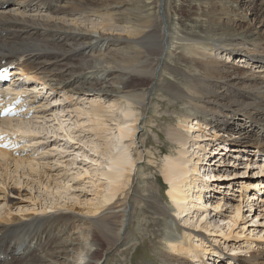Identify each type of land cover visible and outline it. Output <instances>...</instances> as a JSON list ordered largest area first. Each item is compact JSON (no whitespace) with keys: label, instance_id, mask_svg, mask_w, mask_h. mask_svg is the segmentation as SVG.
<instances>
[{"label":"bare ground","instance_id":"obj_1","mask_svg":"<svg viewBox=\"0 0 264 264\" xmlns=\"http://www.w3.org/2000/svg\"><path fill=\"white\" fill-rule=\"evenodd\" d=\"M165 1L0 0V68L14 66L17 70L12 72L20 75L13 77L14 82L18 77L27 81L41 79L40 84L59 92L67 89L109 100L127 96L140 103L143 111L146 106L143 101L147 98V105L150 104L152 92L158 88L164 91L162 97L170 95L185 105V112L178 119L179 127L170 125L166 131L169 141L178 148L177 155L166 153L169 161L166 158L162 170L172 211L159 201L149 203L167 224L163 238L170 250L160 254L161 262L197 264L199 259L198 264L210 261L216 264L220 259L229 264H264L262 249L240 258L215 251L208 256L209 249L205 248L204 257L199 258V247L191 242L194 235L206 238V232L214 229L208 225L214 218L212 221L207 218L213 211V217H219L215 226L226 218L222 211L227 202L223 203L224 197L216 194L222 187L224 193L229 192L233 183L230 178L236 172L234 166L241 162L242 156L246 158L244 154L259 151L255 153L257 161L252 158L239 163L248 169L249 180H254L244 185L243 190L250 188L256 192L264 188V157H261L264 156V35L249 20L244 21L242 12L233 10L243 0H176L181 3L173 7L172 14L162 12ZM246 2L249 3L246 16H253L257 24L263 22L264 18H259L264 13V0ZM176 45L181 48L179 54H175ZM173 54L174 64L166 62ZM20 58V62L24 59L22 64ZM166 73L174 79L163 78L165 84L161 86L159 80ZM177 105L176 101L169 103L172 107ZM91 110L94 116L104 111L102 105ZM124 115L133 116L129 110ZM249 118L251 124L246 125ZM161 119L170 122L169 117ZM133 122L136 124L133 134L146 147L150 137H144L145 122L139 116ZM207 129L209 134L205 132ZM117 135L118 140L108 139L104 149L109 164L102 173L105 186L98 184L96 188H105V192L96 191L98 195L107 194L87 212L97 214L127 185L121 179L126 168L133 164L120 140L131 136L132 131L121 126ZM7 153L0 150L3 157ZM214 155L220 158L213 163ZM190 161L195 174L185 181ZM255 169L257 172H253ZM141 194L126 195L121 204L117 200L108 207L118 210L90 219L69 210L43 217L28 214L25 219L19 215L0 217V264H101L105 252L130 235L136 212L130 202H145ZM257 195L253 198L257 199ZM198 207L202 213L196 212ZM232 209L238 212L230 217L236 221L243 212L241 207ZM180 215L184 216L182 222Z\"/></svg>","mask_w":264,"mask_h":264},{"label":"rangeland","instance_id":"obj_2","mask_svg":"<svg viewBox=\"0 0 264 264\" xmlns=\"http://www.w3.org/2000/svg\"><path fill=\"white\" fill-rule=\"evenodd\" d=\"M180 3V1L176 0H171L169 3L168 0H166L163 4L164 6L161 5V10L162 12H170L172 14L173 7ZM248 5L249 3L243 0L240 5L234 7L233 10L242 12L244 21L249 20L253 25H256L257 28L261 30L262 35H264V31L262 30L264 21L257 24L253 16L250 14H248V17L246 16V8ZM172 18H177V16L172 15ZM261 18H264V13L259 19ZM174 49L175 54L181 52V48H179L178 45H176ZM175 54L172 55L173 58H167L166 62L174 64V60L176 59ZM20 60L21 58L19 59V63L22 64L24 59H22V62H20ZM39 76L43 75L39 73ZM163 78L170 80L174 79L168 73L164 74L159 80L161 86L163 83L165 84ZM41 82V79L35 80V78H30V80H25L21 84L23 92L18 91V95L24 93L28 101L33 104L32 107L34 108L30 110L28 116H23L15 120L8 119V121L10 120L11 122L6 121L7 119H0V131L6 135L13 136L14 140L20 142L18 147L20 149L19 151L13 152L12 150H7L9 153L5 154V157L0 155V212L2 211L0 217L5 215L9 217L10 215L9 218H11L12 216L19 215L25 219L28 214L31 215L34 213L33 215L43 217L45 215L48 216L60 211L69 210L68 212L70 213L90 219L106 212L118 210L119 208L108 209V207L111 208L117 200H119V204H121V200H123L126 195H138L144 192L141 194L144 195L142 198L146 200L145 202L143 201L144 203L140 201L130 202V205L134 206L133 211H136L132 216L130 235L127 239L122 240L117 247L106 251L101 259V264H162L160 254H162L164 250H170L167 240L163 238V231H165L167 224L161 221V217L149 207V203L159 201L163 207L172 211L170 208L171 203L165 192L167 184L162 176V170L165 163L164 161H166L168 157L166 153H174L177 155L178 148L176 144L169 141L166 136V131L170 125L179 127L178 119L183 116L185 105L181 104L170 95L162 97L161 94L164 92L162 88H158L156 91L152 92V102L150 104L147 105V98L143 101L144 104H146L145 110L143 111L139 108L140 103L128 99L127 96H116L109 100L99 95H83L75 91L70 92L67 89L60 90L61 92H59L51 90L50 86L40 84ZM36 84L39 86H36ZM174 101L178 102V105L176 107L169 106V103ZM0 103H2L1 99ZM97 105H102L104 111L100 115L94 116L91 109L93 106ZM128 110L133 114L132 117L124 115ZM136 116H139L147 126L140 125L146 127L144 128V137H150L147 140L148 144L146 147L139 142L137 135L133 134L135 133L136 127L133 120ZM164 116L169 117L170 122L161 119V117ZM251 119L252 118L246 120V125L251 124ZM121 126L128 127V129L132 131V135L123 139V141L119 139L130 155L133 164H130L131 166L129 165L130 167L126 168V172L121 179V183L125 185L126 182L127 185L121 189L114 200L105 204L104 208L97 214L87 212V210L92 209L98 201L103 199L102 197L104 194L100 193V195H98L97 192H99L100 189L102 192H105V188L103 185L101 187L104 189L98 188V190L96 188L98 184H104L106 179L102 173L109 166L106 160L108 157L105 155L107 152L104 154V149L106 143H108V139L109 141L118 140L117 134ZM259 127L260 125H258V128ZM197 129L198 128L192 130L191 133H195ZM258 131L259 130H257V132ZM205 132L209 134L208 129L205 130ZM115 134L116 136H114ZM220 134L227 135L226 133ZM203 143L204 142H202V144ZM147 150H150L153 154L148 153ZM197 151L198 148L196 149V152ZM244 155L246 158L242 156L241 162L247 159L251 160L252 158L257 161L255 152L246 153ZM219 158L220 155H214L215 161H213V163L218 161ZM168 159L169 158H167V160ZM192 161L194 163V160ZM192 161L188 163L190 171L185 174V176L187 175L185 181H189L195 174ZM241 162H237V165L234 166L236 172L231 171V173L234 172V174L232 178H230V181L233 183L229 192L226 191L224 193V188L222 187L218 188L222 192H218V194H216L217 196L212 194L214 197H224L225 200H223V203L227 202L222 211L223 214L227 215L225 218L226 220L224 219V221L219 223L220 225L224 222L225 225L223 223V225H220L221 227H218L219 225L215 226V220L219 221V217L218 219L213 217V211L207 218L211 221L214 218V221L208 224L210 226L209 228L214 229H211L210 233L209 231L206 232V238L204 237L201 239V237L197 235L191 238V242L196 245L195 247H199V258L201 255L204 257V251L202 250L205 248L209 249L208 256L215 251V253L224 256L228 254L240 258L248 257L249 253L253 250H264V188L261 190L257 189L256 192H253L250 188L243 190L248 183L251 184L250 182H254V180H249V176H247L249 175L248 169L244 168L245 166H243V164H239ZM30 163H34L33 166H31L32 168H30ZM34 168H36V171ZM227 169L226 173L230 171L229 168ZM254 171L257 172V169L253 170V172ZM212 174L214 175L215 173ZM256 193L258 194L257 199H254L253 195ZM259 197L260 199L258 200ZM245 205L246 207L244 208ZM229 206L231 208H229ZM234 206L235 208L241 207V212H243L241 215L239 214L240 216L238 215L236 221L230 218L233 214L238 213L237 210V213L233 211L232 207ZM196 209L199 210V207ZM198 210H196L197 213H202V209H200L201 211ZM204 214L202 216H204ZM183 217V215H180L179 220L181 219V222L183 221ZM198 217L199 215L194 218V223ZM212 224H214V226H212ZM125 227L127 228V224ZM207 261L209 262V259ZM211 262L213 261H210L209 264ZM196 263H200L199 259L196 260ZM216 264L229 263L219 259Z\"/></svg>","mask_w":264,"mask_h":264}]
</instances>
